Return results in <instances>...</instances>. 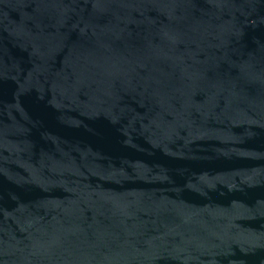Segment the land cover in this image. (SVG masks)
<instances>
[{"label": "water", "instance_id": "95a60500", "mask_svg": "<svg viewBox=\"0 0 264 264\" xmlns=\"http://www.w3.org/2000/svg\"><path fill=\"white\" fill-rule=\"evenodd\" d=\"M0 264H264V0H0Z\"/></svg>", "mask_w": 264, "mask_h": 264}]
</instances>
